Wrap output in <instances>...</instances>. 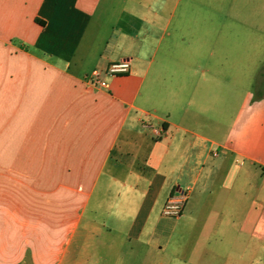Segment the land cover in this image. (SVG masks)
<instances>
[{"label": "crops", "instance_id": "0c3cea01", "mask_svg": "<svg viewBox=\"0 0 264 264\" xmlns=\"http://www.w3.org/2000/svg\"><path fill=\"white\" fill-rule=\"evenodd\" d=\"M111 1L0 0V264H88L117 250L137 261L145 249L189 264V247L204 264L223 261L225 242L264 243L257 42L184 35L187 14L140 1V13L121 11L92 72L74 71ZM122 61L127 73H107ZM182 190V216L165 217Z\"/></svg>", "mask_w": 264, "mask_h": 264}, {"label": "rangeland", "instance_id": "374dc122", "mask_svg": "<svg viewBox=\"0 0 264 264\" xmlns=\"http://www.w3.org/2000/svg\"><path fill=\"white\" fill-rule=\"evenodd\" d=\"M146 3L153 0H112L109 2L110 9L105 11L104 5L100 8L99 14L92 26L93 31L97 34L94 41H86L80 50L76 59V65L72 68L82 72H92V68L98 61L106 47L105 41L109 39L111 34L118 27L116 26L122 10L140 11L137 9L136 3ZM155 1V0H154ZM161 5H166L169 10L176 6V18L181 19L187 14V18L192 20L191 25L184 27L182 33L184 35L216 33L220 35H235L241 37L240 45L246 44L245 40L251 39L257 42V58L256 67L254 69L253 78L251 80V88H259L264 83V0H158ZM152 3V2H151ZM186 5H191V9ZM169 10H166L168 19ZM143 12V11H142ZM146 13V10H145ZM124 16L123 20H126ZM199 20H208L209 25L201 26L196 22ZM176 26L171 24L167 28V33L178 32ZM176 30V31H175ZM108 49L106 50V52ZM105 52V53H106ZM82 61V62H81ZM251 60V65H252ZM171 219V218H169ZM173 220V219H172ZM243 236V235H242ZM229 241V240H228ZM126 250L115 251V257L110 261H98V251H93L90 262L88 264H158L156 255L145 250H139L142 257L134 260L130 253ZM217 252L222 255L223 261H210L208 258L204 260V264H264V243H256L251 249L232 250L230 244L225 242L217 248ZM111 253V251H109ZM179 253L186 254L189 264H199L198 256H192V249L179 250ZM111 255V254H110ZM230 256L228 261L226 258ZM164 261L166 264H173L172 257H167Z\"/></svg>", "mask_w": 264, "mask_h": 264}, {"label": "built area", "instance_id": "2783aa9c", "mask_svg": "<svg viewBox=\"0 0 264 264\" xmlns=\"http://www.w3.org/2000/svg\"><path fill=\"white\" fill-rule=\"evenodd\" d=\"M129 67H130L129 62L122 61L120 63L112 64L107 70V73L111 76L124 74L129 71ZM90 80L93 84H97L103 88H108V84L102 80V73L100 71L93 72ZM144 127L151 128L153 133L157 137L161 136L162 132H164L163 128L155 129L150 127L147 123H144ZM214 155L217 156V153H215ZM187 201H188V190L180 191L179 194L170 197V199L167 201L163 209V215L171 219L180 218L184 212V208L186 206Z\"/></svg>", "mask_w": 264, "mask_h": 264}]
</instances>
